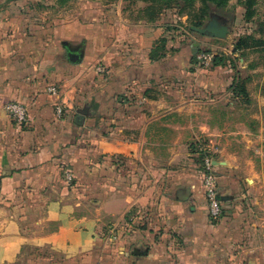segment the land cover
Segmentation results:
<instances>
[{
    "label": "crops",
    "instance_id": "crops-1",
    "mask_svg": "<svg viewBox=\"0 0 264 264\" xmlns=\"http://www.w3.org/2000/svg\"><path fill=\"white\" fill-rule=\"evenodd\" d=\"M23 1L0 0V264H264V50L235 51L264 34L239 29L232 65L199 70L196 42L169 36L189 19L179 6L154 16L147 0H87L69 14L65 0ZM126 1L135 25L112 9ZM9 103L29 110L26 125ZM198 143L228 198L217 222Z\"/></svg>",
    "mask_w": 264,
    "mask_h": 264
},
{
    "label": "rangeland",
    "instance_id": "rangeland-1",
    "mask_svg": "<svg viewBox=\"0 0 264 264\" xmlns=\"http://www.w3.org/2000/svg\"><path fill=\"white\" fill-rule=\"evenodd\" d=\"M50 1L56 5L57 0L56 1L50 0ZM68 1H71V2L68 3ZM85 1L87 0H65L64 2L65 4H67L66 5L67 9H69L67 11L69 12V14H71L70 12H72V10H75L78 5H80L81 3ZM97 1L101 2L102 4L108 5V6L115 5V4H110L111 1H115V0H97ZM23 2L26 3L27 6L36 5L35 2L30 3L28 0L26 2L25 1ZM243 2H244L243 0H235V5L231 8L230 6H228L225 9H221V10L213 9L212 12H209L208 20L216 18L221 24L226 25L229 28V33L224 40L211 39V38H206V37L202 38L201 35L197 34L195 31L190 29V26L195 27L193 26L191 19L180 21L178 18H175V17H172V18L173 19L175 18L177 22L171 23V25L175 27V30L174 32L172 31V33L169 36L171 39L174 38L173 41L176 40L175 38H179L180 36H185V38H187L186 40H189L190 42H194V43L196 42V44L202 43V47L205 50H211V54L214 55V57L219 56V58H224L225 62L229 61L232 65V59L229 57H226V55L230 54L234 43L237 41L238 39L237 33L239 29L245 30L247 28L248 29L256 28L257 31L262 32V34H264V0H257V5L255 6V17L249 22H247L244 19V23H243V20L242 22H240L241 21L240 16L236 15L237 7L241 6ZM114 7H112V9H115V12L120 11L124 20H127L130 24L135 25L136 23H138V21H140V16H137V12L138 10H140V6L138 4L133 3L132 1L131 2L126 1L122 3L121 5L117 4ZM199 7H200V4H197L195 9L190 10V13L194 11H195L194 14L197 13V9H199ZM56 10L57 9L55 8L53 10L46 12L47 16L45 15V13L41 12V10H39V14L36 12H34V14H37L36 18L40 19L39 17L40 15L41 17L44 16L43 18L48 19V18L56 17L60 15L56 12ZM204 25L205 23H203V26L200 28H204ZM261 38H262L261 40H263L264 36L262 35ZM260 48L261 50H264V45H261ZM205 54L207 55V53ZM262 56L264 57V53H262ZM196 68L199 70H212L213 69L212 62H210L207 66L197 65ZM189 149L192 155L194 156V160L196 161V164L198 165L200 169V173L203 179V175L206 172V169L204 166L205 160L209 158L214 162V164L217 162L213 160L214 156L212 155L211 151H209L205 145H200L198 143L196 145L195 144L192 145ZM119 228L120 227H117V229H113V235H115V233L117 232V230H119ZM107 230L108 228H105V231Z\"/></svg>",
    "mask_w": 264,
    "mask_h": 264
},
{
    "label": "trees",
    "instance_id": "trees-1",
    "mask_svg": "<svg viewBox=\"0 0 264 264\" xmlns=\"http://www.w3.org/2000/svg\"><path fill=\"white\" fill-rule=\"evenodd\" d=\"M150 3V10H152V14L154 16H156V14H160L162 11L166 10V9H170L173 8L174 6H179L180 8V14H187L189 19L192 20V24L193 26L200 28L203 26L204 21H206V19L208 18L209 12L215 8L217 10H221V9H225L229 6V3L231 0H147ZM200 4L199 9H197V13L194 14V12L190 13V10L195 9L197 4ZM242 5L244 6L246 13H245V20L247 22L251 21L254 17H255V6L257 5V0H244V2L242 3ZM189 11V12H188ZM159 19L158 17L153 18V21H157ZM202 38H205L202 36ZM165 44V40H163L160 45L162 48L163 45ZM262 45L261 41H258L254 38L251 37H246L243 38L239 41V43L237 44L235 51L240 50V49H247L249 47H259ZM160 48H158L153 54V56H151V60H157ZM211 54V50H205L203 47L199 49L198 55L199 54ZM198 55H194L193 56V62H194V66L195 68L197 67V65H199V62L197 60V56ZM225 65V59L224 58H219V56L214 57L213 61H212V67L213 69H216L218 67H224ZM98 75H101L100 73H97ZM238 89H240L241 92H245V88L244 86H239L237 87ZM59 107V105L57 106ZM62 108V112L63 115L65 114L63 107ZM120 164L121 163H117L115 164V169L114 170H119L120 169ZM114 172V171H113ZM119 172V171H118ZM77 172L75 169L71 168L70 169V184H72V186L76 187L78 185V183H83V178H78L77 177ZM80 179V180H79ZM129 181H131V179H129ZM86 185V184H85ZM87 186V185H86Z\"/></svg>",
    "mask_w": 264,
    "mask_h": 264
},
{
    "label": "built area",
    "instance_id": "built-area-1",
    "mask_svg": "<svg viewBox=\"0 0 264 264\" xmlns=\"http://www.w3.org/2000/svg\"><path fill=\"white\" fill-rule=\"evenodd\" d=\"M214 59L212 54H200L197 56L199 65L207 66ZM52 92L56 94V91L53 89ZM5 111L9 114L12 121L17 126H24L29 122V110L16 103H9L5 106ZM57 113L59 116L63 115L62 108L57 107ZM205 169L206 172L203 175V188L206 194V198L209 206V217L212 222H217L222 216V207L221 202L218 200V184L217 178L214 173L215 164L211 159L205 160ZM68 179L71 180V177L68 176Z\"/></svg>",
    "mask_w": 264,
    "mask_h": 264
},
{
    "label": "water",
    "instance_id": "water-1",
    "mask_svg": "<svg viewBox=\"0 0 264 264\" xmlns=\"http://www.w3.org/2000/svg\"><path fill=\"white\" fill-rule=\"evenodd\" d=\"M193 31H195L197 34L206 37V38H211V39H221L224 40L228 33H229V28L226 25L221 24L216 18L211 19L205 26L204 28H197V27H192L191 28ZM64 46L67 49L68 52V60L73 63V64H79L82 62L83 57H84V51L81 47L76 46L72 47L70 44H64ZM194 54L197 55L199 52V44H194ZM215 166H219L218 163H215ZM218 200L220 202L222 201H227L228 198L221 196L218 194ZM140 253V250H135L134 254Z\"/></svg>",
    "mask_w": 264,
    "mask_h": 264
}]
</instances>
